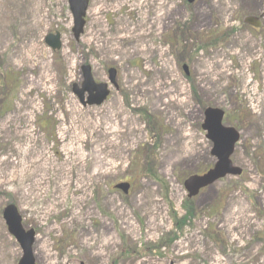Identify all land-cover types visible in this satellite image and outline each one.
<instances>
[{
    "label": "rangeland",
    "instance_id": "obj_1",
    "mask_svg": "<svg viewBox=\"0 0 264 264\" xmlns=\"http://www.w3.org/2000/svg\"><path fill=\"white\" fill-rule=\"evenodd\" d=\"M263 10L89 0L76 41L68 0H0V264L22 256L2 218L9 204L36 232L37 264H264V26L243 23ZM57 32L55 52L45 40ZM85 64L98 83L118 71L99 107L73 93ZM208 107L239 130L231 160L243 173L190 199L179 228L184 180L217 161ZM147 161L160 182L142 178ZM122 182L128 195L114 189Z\"/></svg>",
    "mask_w": 264,
    "mask_h": 264
},
{
    "label": "water",
    "instance_id": "obj_2",
    "mask_svg": "<svg viewBox=\"0 0 264 264\" xmlns=\"http://www.w3.org/2000/svg\"><path fill=\"white\" fill-rule=\"evenodd\" d=\"M193 2L194 0H189ZM70 9L74 16V37L79 39L85 26V15L88 8V0H69ZM256 19L247 18L245 23L256 26ZM60 34L49 35L46 38V44L53 50L61 48ZM187 71L186 68H184ZM84 82L82 87L73 86V92L76 94L84 106H100L107 97L109 91L106 84H96L90 66H83ZM110 82L114 83L116 71L110 70ZM88 94L87 101L84 102L85 94ZM205 119L202 129L207 132V139L213 143L212 155L217 158L214 168L202 176H190L185 182V189L189 193V198L197 196L201 189L213 185L215 182L227 176H240L242 171L233 166L230 157L234 153L235 145L240 139L239 133L234 128H226L222 125L224 112L220 109L209 108L205 111ZM124 193H128L129 185L120 184L116 187ZM4 218L9 227L10 233L17 239L23 250V257L19 264H35L32 252L34 233L25 234L21 227V220L14 206H8L4 211Z\"/></svg>",
    "mask_w": 264,
    "mask_h": 264
},
{
    "label": "trees",
    "instance_id": "obj_3",
    "mask_svg": "<svg viewBox=\"0 0 264 264\" xmlns=\"http://www.w3.org/2000/svg\"><path fill=\"white\" fill-rule=\"evenodd\" d=\"M0 87H4V83H3V80L1 81L0 83ZM152 119L151 118H146L144 123L145 125H147L148 129H153V124H152ZM149 149V148H148ZM155 170V167L154 166H151V163L149 161H147L146 163V167L143 169V177H148V178H151L153 181H156V182H160L161 179L156 175V172L154 171ZM186 205H184V210L186 212V215L185 217H183L182 219H180L179 221H177L176 225L179 226V228H181L182 225H184V222L186 220H189V218L191 216H193V208L191 206V202L190 200H187L186 201ZM183 220V221H181Z\"/></svg>",
    "mask_w": 264,
    "mask_h": 264
}]
</instances>
